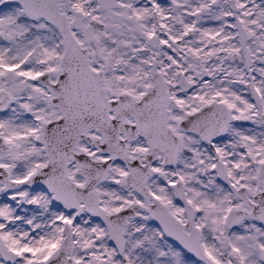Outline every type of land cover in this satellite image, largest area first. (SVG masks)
Segmentation results:
<instances>
[{
  "label": "snow or ice",
  "instance_id": "obj_1",
  "mask_svg": "<svg viewBox=\"0 0 264 264\" xmlns=\"http://www.w3.org/2000/svg\"><path fill=\"white\" fill-rule=\"evenodd\" d=\"M0 264H264V0H0Z\"/></svg>",
  "mask_w": 264,
  "mask_h": 264
}]
</instances>
